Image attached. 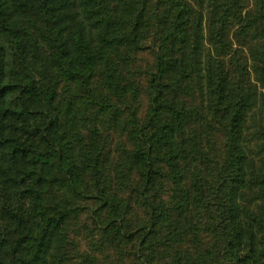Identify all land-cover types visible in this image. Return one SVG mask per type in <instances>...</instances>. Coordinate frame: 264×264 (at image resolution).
Wrapping results in <instances>:
<instances>
[{
  "label": "trees",
  "instance_id": "16d2710c",
  "mask_svg": "<svg viewBox=\"0 0 264 264\" xmlns=\"http://www.w3.org/2000/svg\"><path fill=\"white\" fill-rule=\"evenodd\" d=\"M114 259L264 264V0H0V264Z\"/></svg>",
  "mask_w": 264,
  "mask_h": 264
},
{
  "label": "rangeland",
  "instance_id": "374dc122",
  "mask_svg": "<svg viewBox=\"0 0 264 264\" xmlns=\"http://www.w3.org/2000/svg\"><path fill=\"white\" fill-rule=\"evenodd\" d=\"M167 184H168V186H171V183H169V181H167ZM62 195H65V194L62 193ZM91 207H94V206H91ZM88 208H90V206L87 205V209ZM89 213H90V211H88L86 213V215H88ZM85 220H88V219H85L84 216H81V218H80V221H81L80 224L81 225L82 224L89 225L88 222L85 221ZM76 224L77 223L73 222V224H71V225H76ZM77 225H79V224H77ZM80 232L82 233V238H81L80 244H79L80 247H81V250L82 251H85L87 254H90L91 256H97V257H99L98 256L99 254L97 252L100 251V250L99 249H96L95 247H93V245H92V240L93 239H91L89 241L84 240V238L86 239L90 234H86V232L84 230H80ZM74 239L77 241V238L76 237ZM107 253H110V255H114L113 252H107ZM101 264H105V262L104 261H101ZM111 264H121V262L119 260H117V259H114V260H111Z\"/></svg>",
  "mask_w": 264,
  "mask_h": 264
}]
</instances>
